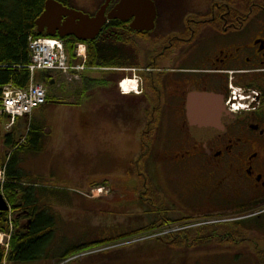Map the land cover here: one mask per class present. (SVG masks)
<instances>
[{
  "label": "flooded vegetation",
  "instance_id": "flooded-vegetation-1",
  "mask_svg": "<svg viewBox=\"0 0 264 264\" xmlns=\"http://www.w3.org/2000/svg\"><path fill=\"white\" fill-rule=\"evenodd\" d=\"M121 1L113 0L107 14ZM150 1L156 20L148 33L132 30L134 20L110 21L102 32L112 26L127 37L111 43L118 65L112 82L119 98L136 103L131 108L137 114L141 103L143 112L154 116L153 163L159 142L164 146L154 170L168 166V184L197 210L185 214L186 220L196 218L197 233L214 239L226 224L220 218L240 217L264 203V0ZM124 78L141 81L142 94L123 96L118 85ZM232 89L254 96L246 111L232 112ZM193 93L217 96L223 104L215 125L203 134L193 133L188 118ZM167 116L176 121L175 133L162 141L159 130H172ZM169 193L165 205L177 212Z\"/></svg>",
  "mask_w": 264,
  "mask_h": 264
},
{
  "label": "rangeland",
  "instance_id": "rangeland-1",
  "mask_svg": "<svg viewBox=\"0 0 264 264\" xmlns=\"http://www.w3.org/2000/svg\"><path fill=\"white\" fill-rule=\"evenodd\" d=\"M67 1L71 9L88 14H95L105 2V0ZM162 10L161 12L165 14L170 11ZM112 74L101 73V77L108 78ZM97 76L98 74H95L91 77ZM71 79V82L62 78L58 80L60 85L72 87L68 92L72 99L78 97V88L82 83ZM100 95L101 107L99 103L90 104L91 100L88 103L90 106L87 109L88 114L83 113V107L76 109L73 114H69L71 109L53 114L41 111L40 114L45 115L43 117L47 120L48 128L45 133L47 137L51 135L46 143L49 148L45 149L43 156L37 161L31 159L26 164L24 169L34 178L29 182L48 190L43 193L49 194L48 204L51 211H47V214L55 218L61 230L57 231V237L69 238L72 241L70 245L121 237L137 229L147 228L153 222H157V219L172 222V227L165 230L171 232L169 234L171 239L166 240L165 246L147 237L139 239L137 243L130 242L129 245L115 248L125 240L122 237L120 238L122 240L117 239L112 247L73 257L72 259L76 260L69 259L67 263L264 264V259L261 258L264 253V216L256 220V215L262 214L260 210L264 209V203L258 205L256 210L242 214V217L220 218L226 221V224L219 226L214 239H205L199 235L198 243L178 244L174 241L172 235L175 237L182 230L198 234L196 233L198 229L193 228L196 218L191 217L189 220L185 218V214L195 215L197 210L193 211L195 205L190 201L186 203V200L174 191L173 186L168 184V166L160 164L158 172L154 170V166L158 167L157 162L162 161L164 151L162 150L164 146L159 142L158 149H155L154 163L153 156L149 158L151 153L145 140L152 139L148 135L147 126L152 124L154 116L146 115L145 105L141 103L136 107L139 112L137 114L131 108V104L136 103H131V100L123 101L112 86L101 87ZM86 96L88 99V93ZM84 104L86 107V101ZM96 107L101 113L95 109ZM167 117L166 125L172 130L168 128L159 130V138L163 139L162 141L175 133L172 124L176 121L171 123L170 117ZM115 121L121 127H115ZM141 140L144 141L143 145ZM75 141L77 143L70 144ZM66 144H69V147H65ZM153 144L151 141L152 146ZM1 150L2 145L0 152ZM130 170L133 172L132 175L129 173ZM165 192H170L166 195L179 207L175 206L177 212L169 211V205L166 206L168 210L166 214L160 208V205L167 204L163 198ZM149 194L159 195L163 201L151 202ZM219 203L218 208H221L223 202ZM184 208L188 210L185 211ZM222 212L224 213L220 211L217 214ZM187 221H192L193 224L183 226ZM210 221L218 222V219L212 218ZM238 223H245L242 225L244 228L236 227ZM164 235L168 236L166 233ZM194 246L195 248H192Z\"/></svg>",
  "mask_w": 264,
  "mask_h": 264
},
{
  "label": "trees",
  "instance_id": "trees-1",
  "mask_svg": "<svg viewBox=\"0 0 264 264\" xmlns=\"http://www.w3.org/2000/svg\"><path fill=\"white\" fill-rule=\"evenodd\" d=\"M46 1L0 0V102L3 89L7 85L19 89L29 87L32 80L28 70L30 39L49 38L44 33L39 34L35 25L36 20L45 10ZM57 1L70 8L67 0ZM55 38L60 39L58 36ZM126 38L123 33L114 30L112 26L107 27L106 31L95 41L86 44L89 53L88 65L97 68L118 66L111 43ZM62 40L66 43L67 52L73 62L75 47L80 42L74 37ZM56 76L57 74L47 72H40L36 76V81L48 88L46 107L56 104L85 107L82 94L86 97L85 93L90 92L86 85H83L82 90L78 88L79 93L77 95L79 97L72 103L71 97H66V95H70L67 89L64 96L61 97L51 93V90L55 88L52 81L55 80ZM1 119L4 122L8 121L6 116H2ZM27 122L28 127L23 133L19 127H14L9 132H4L0 128V147L2 145L3 148L0 152V170L4 172V181L0 182V193L3 194L11 207V211H6L0 216V232L11 236L9 249L0 246V264H64L73 257L94 252L97 249L112 247L116 244L114 242L122 237L125 240L120 243H126L144 236L164 234L166 229L172 227V222L157 219V222H153L151 226L137 229V231L124 236L82 242L79 245H70L72 241L69 238L57 237V231L61 230L58 228L55 218L47 214V211H51V206L48 204L50 202L49 194H43L48 190L46 191L44 188L37 187L33 182H29L33 181L34 178L24 169L31 159L37 161L39 157H42L49 138L45 133L47 125L45 122L40 123L33 118ZM129 173L132 175V170ZM149 197L151 202L163 201V198L156 194H149ZM46 202L47 204H45ZM20 203L21 205L18 206ZM160 208L165 214L168 213L165 204L160 205ZM27 220H30L31 224L28 229H24L23 226ZM238 224L241 226H235L239 228L243 227L242 225L245 223ZM193 232L182 230L178 232L177 236L172 235V238L178 244L198 243L200 241L199 234L194 235ZM217 234L218 231L214 235ZM169 236L154 238L153 240L155 243L165 246L166 240L171 239ZM262 254L261 258L264 259V253Z\"/></svg>",
  "mask_w": 264,
  "mask_h": 264
},
{
  "label": "water",
  "instance_id": "water-1",
  "mask_svg": "<svg viewBox=\"0 0 264 264\" xmlns=\"http://www.w3.org/2000/svg\"><path fill=\"white\" fill-rule=\"evenodd\" d=\"M111 1L107 0L92 17L67 8L56 0H48L44 12L35 22L37 32L45 33L49 37H74L80 42L91 43L100 36L108 20L128 21L133 17L135 21L132 28L142 33L154 26L156 10L149 0H123L107 15ZM188 109L196 132L206 125H215L217 117L223 112L221 99L211 94L192 95ZM6 211H9V207L0 195V216Z\"/></svg>",
  "mask_w": 264,
  "mask_h": 264
},
{
  "label": "built area",
  "instance_id": "built-area-1",
  "mask_svg": "<svg viewBox=\"0 0 264 264\" xmlns=\"http://www.w3.org/2000/svg\"><path fill=\"white\" fill-rule=\"evenodd\" d=\"M31 65L28 67L31 72L36 70L61 71L81 70L80 67L71 68L68 66L67 56L61 42L52 40L31 41ZM82 47L77 51V56H83ZM46 102V92L38 85H31L26 91L7 87L4 91L3 106L5 112L14 121L32 113L35 109Z\"/></svg>",
  "mask_w": 264,
  "mask_h": 264
},
{
  "label": "crops",
  "instance_id": "crops-1",
  "mask_svg": "<svg viewBox=\"0 0 264 264\" xmlns=\"http://www.w3.org/2000/svg\"><path fill=\"white\" fill-rule=\"evenodd\" d=\"M88 75L89 74H87L85 77H88ZM91 75V74H90ZM89 75V76H90ZM95 76V75H94ZM60 77H56V81H54V85H55V88L53 89V90H51V93H53L54 95H56V96H64V90L63 89H61L60 87H59V85H60V82H59V79ZM101 84H102V80H101V78H100V76H97L96 78H92V79H86L83 83H82V85H81V87H80V90H82V88H83V85H86V87L89 89V93H91V91H93V89L96 91V95L95 96H88L89 98L88 99H86L85 98V96L82 94V92H80L81 94H82V96H83V99H84V101L85 100H87L88 102H90L91 100V102H90V104H93V103H95L96 105L99 103V107H101L100 106V102H101V95H100V89H98V87H100L101 86ZM93 87H95V88H93ZM57 92H59V93H57ZM56 93V94H55ZM86 95H87V93H85ZM90 95V94H89ZM78 96V95H77ZM82 96H80V97H82ZM66 97H69V95H66ZM79 97V96H78ZM77 97V98H78ZM83 101V102H84ZM79 107H73V106H68V105H52V106H50V107H43V108H41L40 110H38L36 113H34V117H33V120H35V121H38V122H40V123H43V122H45V123H47V120H46V117H43V116H45V115H41L40 113H41V111L42 110H45V112L44 113H51L52 112V114L53 113H58V112H67L68 110H70L71 109V111H70V113L69 114H73L74 112H75V110L76 109H78ZM88 108H90V106L89 105H87L86 107H83V113L84 114H88V111H87V109ZM98 112H100L101 113V110H99L97 107L95 108ZM36 114V115H35ZM1 120V119H0ZM1 122H3V123H5L6 124V122H4L3 120L1 121ZM16 127H19V128H21L22 129V133L25 131V129H27V127H28V122L25 120V119H21V120H19L18 122H17V124H16ZM115 127H121V126H119V125H117V123H116V121H115ZM47 128L48 127H46V129H45V131L47 130ZM125 129H128V128H125ZM86 130H88V124H87V127H86ZM51 136V135H50ZM49 136V137H50ZM75 143H77L76 141L75 142H71L70 144H75ZM65 147H69V144H66V146ZM72 147H73V145H72ZM49 148V146H45V149H48ZM52 148H55V147H52ZM45 149H44V152H45ZM43 152V153H44ZM43 153H42V155L41 156H43ZM49 153V151L47 152V154ZM50 153H51V150H50Z\"/></svg>",
  "mask_w": 264,
  "mask_h": 264
}]
</instances>
